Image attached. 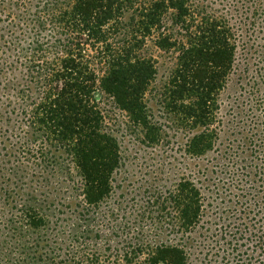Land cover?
Segmentation results:
<instances>
[{"label": "trees", "instance_id": "obj_1", "mask_svg": "<svg viewBox=\"0 0 264 264\" xmlns=\"http://www.w3.org/2000/svg\"><path fill=\"white\" fill-rule=\"evenodd\" d=\"M239 41L264 48V0H0V264H202L201 246L204 264H264V53L220 113ZM150 42L178 52L156 110ZM105 100L165 166L204 157L200 178L110 204Z\"/></svg>", "mask_w": 264, "mask_h": 264}, {"label": "rangeland", "instance_id": "obj_2", "mask_svg": "<svg viewBox=\"0 0 264 264\" xmlns=\"http://www.w3.org/2000/svg\"><path fill=\"white\" fill-rule=\"evenodd\" d=\"M259 43L263 44L262 40H259ZM242 45V42L239 41L235 54L236 60L233 72L231 73L225 88L221 92L220 113L225 118L228 117L227 115L230 106L233 105L236 100H238L237 102L247 100L249 96L245 91L249 89L248 84L252 83L250 77L256 75L255 72L257 65H262V63L258 62V59H256L258 58V55L255 53H264V48L254 51L250 48L247 49ZM147 50L148 53L143 54L148 57H153L157 69V75L151 87H155V89L147 95V98L148 101H150V105L156 110L159 107L157 99L159 94L155 91H160V89L170 81L171 74L177 66L178 52L174 49L168 51L160 49L155 46L153 42L149 43ZM102 107H105L109 114L110 127L121 141V150L123 154V164L114 177V193L112 194V198L109 199L110 204L124 200L125 203L128 202V204L134 207L135 204L142 205V200H145L146 198L143 194L144 186H147L145 181L150 182L149 179H153L155 176L164 178L165 182L167 179L168 182L164 183L166 185L171 182L173 183L181 173L188 175L194 171L196 177L200 178L197 171L198 169L203 170L204 157L191 161L187 156H183V152H169V154H172L178 162L177 160H172L170 157H167L166 161H170V164L165 166L166 152H162L163 147L161 148L159 145L149 146L146 142H142L141 138H138L141 137V135L136 137L135 133L130 130L131 125L128 120V115L117 109L110 100H105ZM162 162H164V165H161ZM195 163L198 165H195ZM172 164L175 166L174 169L178 168L179 171H172ZM163 168H167L166 171L168 175L159 173V169ZM131 198H134L136 202L132 203L133 201ZM131 211H133V208ZM201 241L202 244H204V239H201ZM200 248L202 249V253L199 254L198 258L202 259V264H204V247L201 246ZM196 252L197 251H195V253ZM215 260L218 262L219 258H216ZM191 263H199L194 255Z\"/></svg>", "mask_w": 264, "mask_h": 264}]
</instances>
